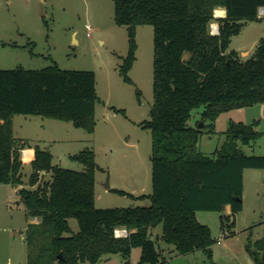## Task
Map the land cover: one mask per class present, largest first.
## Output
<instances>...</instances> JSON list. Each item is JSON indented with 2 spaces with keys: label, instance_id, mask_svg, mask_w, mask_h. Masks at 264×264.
<instances>
[{
  "label": "trees",
  "instance_id": "1",
  "mask_svg": "<svg viewBox=\"0 0 264 264\" xmlns=\"http://www.w3.org/2000/svg\"><path fill=\"white\" fill-rule=\"evenodd\" d=\"M217 7L224 8V17L213 16H223ZM259 7L264 0H113V21L127 31V53L118 69L126 83H132L128 71L135 59L136 27H152V104L149 119L139 123L151 133V192L137 196L147 198L148 206L95 207L98 165L91 149L69 156L83 166L74 171L52 164L51 154L35 145L29 188L21 187V150L30 146L13 136L12 116L39 115L92 133L95 105L102 101L90 70H64L55 63L0 69V184L19 186L28 215L39 219L26 228L27 246L43 242L26 264H94L109 254L127 259L133 248L140 250L135 264H158V238L179 254L200 250L210 259L215 240L195 213L221 212L228 205L230 214L219 215V223L231 229L233 215L242 209L243 170L264 169V156L245 155L239 148L260 137L255 122H229L219 148L209 156L197 150L204 133H215L219 114L264 103V37L244 60L229 48L246 21L260 20ZM212 22L218 25L214 35ZM201 106L204 128L188 126L191 111ZM42 173L50 179L41 182ZM70 218L77 222L76 232ZM159 225L160 235L152 238L150 230ZM116 227H124L127 235L115 237ZM245 250L255 264H264V237Z\"/></svg>",
  "mask_w": 264,
  "mask_h": 264
},
{
  "label": "rangeland",
  "instance_id": "2",
  "mask_svg": "<svg viewBox=\"0 0 264 264\" xmlns=\"http://www.w3.org/2000/svg\"><path fill=\"white\" fill-rule=\"evenodd\" d=\"M264 37V18L246 21L240 32L231 38L229 48L248 50L251 56L258 39ZM135 59L128 71L132 83L118 73L127 53V31L113 21V0H0V69L23 67L40 69L53 63L64 70H90L95 76V92L102 103L95 105V128L86 133L69 122L39 115L12 116V133L19 141L33 148L38 145L52 156V164L82 171V164L69 159L84 149H91L98 169L95 171L94 204L97 208L148 206L147 198L137 195L151 192V133L140 122L149 119L152 104V27L139 25L135 30ZM4 44V45H3ZM113 107L122 112H114ZM203 107L191 111L188 126L204 128L200 121ZM229 122L256 123L260 137L249 146L239 144L245 155L264 156V103L232 109L219 114L214 121V134L204 133L197 150L211 155L224 140ZM208 122L206 121L205 124ZM207 128V127H206ZM31 149L21 150V161ZM29 163H22L21 187L29 188ZM50 179L43 173L40 181ZM108 184L109 189L105 188ZM18 187L0 184V264H26L34 258L39 245L26 244V228L32 218L17 194ZM112 189L132 194L121 195ZM242 209L233 215L231 229L221 228L219 215H229L225 207L218 211H197L198 222L208 226L216 239L227 232L220 243L211 245V257L200 250L187 254L173 248L160 238L158 264H255L245 250L246 244L264 237V169L246 168L242 172ZM76 232L75 219H68ZM226 227V226H225ZM119 228V227H118ZM117 228V229H118ZM161 226L150 230L159 236ZM139 248H133L124 259L119 254L106 255L94 264H135ZM78 264H90L80 262Z\"/></svg>",
  "mask_w": 264,
  "mask_h": 264
},
{
  "label": "built area",
  "instance_id": "3",
  "mask_svg": "<svg viewBox=\"0 0 264 264\" xmlns=\"http://www.w3.org/2000/svg\"><path fill=\"white\" fill-rule=\"evenodd\" d=\"M262 14H264V7H259L258 8V11H257V16L258 15H262ZM209 32H210V34H213V35L214 34H217L218 33V27L215 26V25H211L210 24V26H209ZM117 228L118 227L114 228V231H113L115 237H125L127 235V231H126V229L124 227H119L118 229ZM227 234H228L227 232L220 233V235L216 237L215 241L217 243H220L221 240L224 237L227 236Z\"/></svg>",
  "mask_w": 264,
  "mask_h": 264
},
{
  "label": "crops",
  "instance_id": "4",
  "mask_svg": "<svg viewBox=\"0 0 264 264\" xmlns=\"http://www.w3.org/2000/svg\"><path fill=\"white\" fill-rule=\"evenodd\" d=\"M217 8H222V9H223V16H215V15H214V12H213V16H214L215 18L224 17V16H225V10H224V8H223V7H217ZM214 10H215V9H214ZM258 18H260V19L264 18V14H262V15H258ZM211 25H215V26L218 27L217 22H212ZM234 50L236 51V49H234ZM236 52H237V51H236ZM237 53H238V55L240 56V58H244V57L248 56L249 51H248V50H240V51H238ZM26 149H31V150H32V153H31L30 155H28V156H24V157H26L27 159H26L25 161H23L22 163H29V160L33 157V154H34L33 148H26ZM42 174H43V173H42ZM94 185H95V184H94ZM141 195H142V194H141ZM137 196H139V195H137ZM225 209H226V212L228 213V212H229V206L226 205V206H225ZM30 223H37V219H34V220L31 219V220H30ZM171 251H174V249H172ZM102 260H103V258H102Z\"/></svg>",
  "mask_w": 264,
  "mask_h": 264
},
{
  "label": "water",
  "instance_id": "5",
  "mask_svg": "<svg viewBox=\"0 0 264 264\" xmlns=\"http://www.w3.org/2000/svg\"><path fill=\"white\" fill-rule=\"evenodd\" d=\"M202 125L200 124L198 127H201ZM23 159H27L26 157H22ZM105 188L106 189H109V186H108V184H105ZM102 260V258H100V259H98V261H101Z\"/></svg>",
  "mask_w": 264,
  "mask_h": 264
},
{
  "label": "bare ground",
  "instance_id": "6",
  "mask_svg": "<svg viewBox=\"0 0 264 264\" xmlns=\"http://www.w3.org/2000/svg\"><path fill=\"white\" fill-rule=\"evenodd\" d=\"M23 155H24V156H28V155H25L24 153H23Z\"/></svg>",
  "mask_w": 264,
  "mask_h": 264
}]
</instances>
